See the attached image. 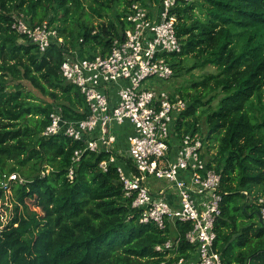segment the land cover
I'll return each instance as SVG.
<instances>
[{"label": "trees", "instance_id": "obj_1", "mask_svg": "<svg viewBox=\"0 0 264 264\" xmlns=\"http://www.w3.org/2000/svg\"><path fill=\"white\" fill-rule=\"evenodd\" d=\"M138 1L157 0H89L86 5L83 0H0V177L23 176V182L9 185L12 216L3 227L0 222V239L1 232H17L26 245L25 250L0 246V264H160L165 258L154 246L174 235L180 239L176 258L189 256L192 247L184 240L189 224L161 230L140 223L115 167L102 172L98 166L106 151L84 150V141L64 134H42L54 105L76 120L89 112L79 88L62 77V61L68 55L105 54L124 33L130 4ZM173 11L182 47L170 57L173 76L208 65L216 69L172 90L187 102L176 123L179 135L199 133L204 148L215 143L205 158L207 168L221 175L214 248L222 264H264V220L245 193L264 195V116L252 122L245 109L264 87V0L181 1ZM14 12L31 25L47 20L62 42L54 40L39 51L12 28ZM199 112L205 113L204 136L197 126ZM76 150L82 154L70 179ZM5 190L0 186V203ZM27 199L39 200L46 211L28 210Z\"/></svg>", "mask_w": 264, "mask_h": 264}, {"label": "built area", "instance_id": "obj_2", "mask_svg": "<svg viewBox=\"0 0 264 264\" xmlns=\"http://www.w3.org/2000/svg\"><path fill=\"white\" fill-rule=\"evenodd\" d=\"M181 1L192 0H157L148 5L132 2L124 33L111 41L105 54L66 56L60 66L62 77L79 88L89 112L76 120L54 105L42 134H64L84 141V150L106 151L108 157L98 166L102 172L115 167L124 196L131 199L140 223H153L161 230L176 222L189 224L184 235L192 247L189 256L176 258L180 239L174 235L154 246L164 255L160 264H222L214 248L221 175L206 166L203 137L177 131L186 100L158 84L174 75L170 57L182 50L173 11ZM12 19V28L26 35L41 52L54 40L62 42L47 20L31 25L20 12H14ZM81 154L82 150L74 151L67 173L70 179ZM149 176L164 183L153 184ZM11 182L23 179L15 172L0 177L4 189H9ZM245 193L258 205L259 217L264 220V195Z\"/></svg>", "mask_w": 264, "mask_h": 264}, {"label": "rangeland", "instance_id": "obj_3", "mask_svg": "<svg viewBox=\"0 0 264 264\" xmlns=\"http://www.w3.org/2000/svg\"><path fill=\"white\" fill-rule=\"evenodd\" d=\"M85 5L89 2V0H83ZM93 20L95 17H92ZM98 20H95L97 22ZM99 53V52H98ZM191 59H188L185 63L186 65H190ZM216 69L215 67L208 65L203 69H192L190 72H185L181 71L178 73L176 76H172L168 80H162L159 81L158 84H161L164 88L174 90L175 92L180 88H185L188 87L190 81L192 80H197L200 79L202 76L215 73ZM178 90V91H179ZM32 93L41 98L49 101L47 98H42L40 94H38L36 91L32 90ZM220 97V94L216 96L211 101L212 107L216 106V103ZM263 106V109L261 108ZM245 109L247 110L248 114L250 115L251 121L255 122L257 119L260 120L263 118V113H264V87L262 88L261 92L257 95L251 98V100L246 103ZM197 115V126L199 127L200 131H202V135H206V125H205V113L199 112L196 114ZM262 135L264 136V130H261ZM207 147L204 148L205 152V158L207 159L209 154L213 153L215 151V148H212L211 145H215L214 141L211 140L208 143H206ZM214 147V146H213ZM206 149H208L206 151ZM8 165H12L13 162L11 160L7 161ZM18 174L20 177L23 178L19 172H15ZM148 180L152 182L153 184H160L162 185L164 182L161 179H157L153 176H149ZM14 182H11L10 185H13ZM6 196L5 200L0 203V222H1V227H3L5 224H7V221L9 218L12 216V208H13V201L11 197V189L5 190ZM28 210L30 211H35L37 213L43 214L46 210L44 206L39 202L37 199H32V200H26ZM9 245L17 246L23 250L26 249L25 241H22V239L18 236L17 232H1V239H0V246L1 247H8Z\"/></svg>", "mask_w": 264, "mask_h": 264}, {"label": "crops", "instance_id": "obj_4", "mask_svg": "<svg viewBox=\"0 0 264 264\" xmlns=\"http://www.w3.org/2000/svg\"><path fill=\"white\" fill-rule=\"evenodd\" d=\"M123 143V142H122ZM122 148H125V145H121Z\"/></svg>", "mask_w": 264, "mask_h": 264}]
</instances>
